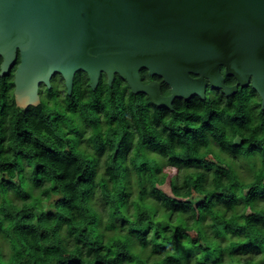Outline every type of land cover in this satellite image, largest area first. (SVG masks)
<instances>
[{
	"label": "clouds",
	"instance_id": "1",
	"mask_svg": "<svg viewBox=\"0 0 264 264\" xmlns=\"http://www.w3.org/2000/svg\"><path fill=\"white\" fill-rule=\"evenodd\" d=\"M18 55L23 56L22 50H18ZM9 60L6 56L0 55V117L6 115L11 108L14 112V120L20 119V111L16 110L14 103L16 93L17 73L23 66L18 62L13 67L7 77L3 75L6 71V65ZM233 86L237 81L231 82ZM104 86L107 87L109 79L104 77ZM53 91L66 92L65 82H53ZM88 87V85H85ZM127 87V82L121 84V88ZM115 86L109 88V92L114 91ZM219 98V97H218ZM65 99L64 95L59 97H43V103L40 106L41 112L48 115L51 119L55 117L52 113L65 111L57 103L58 100ZM208 97H205L207 101ZM11 102V103H10ZM243 106L239 101H229L225 99L220 103V109ZM216 109L201 110L202 117L211 118L212 111ZM241 116H232V125H235V131L231 128L227 132L219 147L215 145H201L200 151L193 155H186L188 146L184 144L175 145V158L187 163L188 161H208L211 167L209 171V183L204 188H198L196 181L200 179V173L195 168L189 167L182 169L181 175L189 178V187L197 194V199L192 200L191 196L181 197L185 202H190L191 206L187 209L168 208L159 197L149 196L147 199L141 198V189L131 195L129 202L133 204L130 224H136L140 221L141 215L147 214V219L143 220V228L132 229L134 232L143 230L147 233L146 241H151L158 228L163 226L169 230H161V236L155 241L156 244H164V251L158 252L151 243H137L134 247L125 248L127 243L128 231L121 232L119 226L108 228L102 225L96 231L90 227V217L95 213L86 200L73 199L67 189V178L60 180L57 177L62 175L58 172L51 180H46L44 174L37 173L34 178L25 179V173L20 171L16 154L12 151L0 152V165H9V167H0V264H113L118 261L122 255L124 260L121 264H166L171 259H179L183 256V251L176 248H168L169 243H175L176 230L180 229L181 235L187 232L189 235L180 241V248L191 253L189 258L182 261V264H204L209 253H215L219 249L224 253L223 259L217 258L214 264H244L246 260L251 259V264H261L264 262V247L256 253H239L236 251L254 239L264 237V228L257 225L253 217L264 219V196L252 195L253 190L264 192V131L256 134L257 128L264 126V91L256 90L254 93L249 91L246 94V113ZM22 111H26L22 110ZM179 112L192 114L196 108H187L181 106ZM219 114V112H218ZM67 116L74 119L71 111ZM256 117L253 119L252 117ZM244 121V127L249 131H244L239 125L240 120ZM71 126V120L67 121ZM205 122H208L205 120ZM163 123L171 126L175 123L176 127H183L185 131H191L192 128L199 129L202 124L189 126L186 120H176L175 114L169 113L163 117ZM117 125L105 126L102 130L106 136H111L110 128H116ZM175 129H173L174 131ZM29 131L26 127L16 132V136L23 140L22 133ZM68 129H63L57 134L61 137ZM101 129L89 131L85 134V139H91L94 135H99ZM178 136L183 133H177ZM34 136L43 142L47 137V132H36ZM115 146L111 150L113 159L108 162L109 167H115L122 158L117 156L119 143L122 142V136H112ZM149 139H152L149 137ZM158 142V141H154ZM27 143V141H25ZM171 139L165 140V145L171 144ZM19 141L13 139L4 140V148H15L16 152L22 151L23 146L17 147ZM230 146L232 151H229ZM162 145L164 151L167 147ZM239 146V147H237ZM65 145V150H68ZM87 145H81L80 148L73 151L77 164L83 163L80 171L77 173L74 181L75 191L85 192L86 187L92 183L99 182L104 177L106 183L111 176L105 177L106 168L93 173V179L89 181L87 177L83 181L80 177L84 175L85 170L89 169L88 161L95 158L94 152L85 151ZM251 149L246 153L248 160L255 159L257 162L251 173L245 174L243 169L236 167L237 163L243 158L241 151ZM25 155L27 153H24ZM161 153L154 150L152 157L155 158ZM108 155L105 149L103 158ZM138 155L136 147L129 150V159ZM145 162L143 156L137 161L138 164ZM39 158L33 159L26 172H36ZM225 168L227 174H220L221 179L212 183L216 179L219 168ZM35 180H44L45 182L37 186ZM10 182L12 187H8L5 182ZM183 183V180L181 181ZM167 184V175L164 179H156L155 186ZM112 189L105 194L109 197L108 208L115 212L119 204H113V201L119 200V192L122 191V185L119 180H114L109 186ZM45 193H48L45 195ZM225 196L229 197L234 203L225 201ZM216 197H220L216 202ZM67 200V204L61 201ZM203 201V203H201ZM207 205V208L204 207ZM124 207H127L125 205ZM157 207L159 210L157 211ZM85 209L83 215L78 217L74 215L73 209ZM123 211V208H121ZM51 213V215H48ZM174 213V215H173ZM42 214L44 218L42 219ZM201 215L207 218L201 221ZM173 217L169 219V217ZM63 217V220L61 219ZM191 217V219H189ZM62 225V226H61ZM126 227V226H125ZM229 227L235 231H228ZM204 228H213L219 235H212L210 238H203L202 230ZM87 230V231H85ZM243 230V231H240ZM72 232V243L68 244L67 234ZM81 233L87 239L81 238ZM101 233L103 236L101 237ZM165 237L167 240L165 241ZM63 241V242H62ZM87 245V246H85ZM203 245V248H201ZM197 249H201L197 251ZM111 250V251H109Z\"/></svg>",
	"mask_w": 264,
	"mask_h": 264
},
{
	"label": "water",
	"instance_id": "2",
	"mask_svg": "<svg viewBox=\"0 0 264 264\" xmlns=\"http://www.w3.org/2000/svg\"><path fill=\"white\" fill-rule=\"evenodd\" d=\"M22 50L23 56L18 55ZM0 55L17 73V104L39 103L61 74L72 93L79 70L96 89L119 74L134 93L173 108L175 98L264 91V0H0ZM160 76L144 81L141 71ZM225 75L237 83L227 84Z\"/></svg>",
	"mask_w": 264,
	"mask_h": 264
},
{
	"label": "trees",
	"instance_id": "3",
	"mask_svg": "<svg viewBox=\"0 0 264 264\" xmlns=\"http://www.w3.org/2000/svg\"><path fill=\"white\" fill-rule=\"evenodd\" d=\"M19 61V60H18ZM13 69V68H12ZM10 70V72L12 71ZM4 74L5 77L9 73ZM144 81L148 82L151 79H157L162 84V91L166 94L170 93V86L163 81L158 75H150L147 69L141 71ZM106 73H102L99 84L96 89H93L90 85V79L87 72L79 70L74 78V87L72 93L53 91V82H64V78L61 74H57L52 78V86L47 87L42 85L40 88L41 99L39 103L32 104L27 107H22L17 104L15 99L16 110L20 111V119L14 120V112L9 109L6 115L0 117V152L12 151L15 152L17 162L20 166V171L25 173V179L34 178L37 173L44 174L46 180H51L58 172L63 174L57 178L65 180L67 178V189L71 190L70 194L73 199H83L91 204L95 209V213L90 217V227L93 231L99 229L102 225L105 230L108 228H115L119 226L120 231H128V239L125 248L134 247L137 243H151L158 252L164 251V244H156L155 241L160 238L161 230H169L163 226H157L158 230L151 241H146L147 233L143 230L134 232L132 229L137 227L143 228L141 222L136 224H130V219L133 204L129 202L131 195H133L138 187L141 191V198L147 199L149 196L159 197L167 205L168 208L176 207L187 209L191 206L190 202H185L181 197L191 196L192 200L197 199V194L189 187V178L181 175V170H187V168H195L200 173V179L196 181L198 188H204L209 183V171L211 170L208 161H184L177 160L175 158L174 146L184 144L188 146V152L186 155H193L200 151L201 145H215L220 146L221 141L226 136L227 132L231 128L235 131V125H232V116H241L244 114H250V110L246 113V94L256 90L250 84L246 87H240L235 94L226 95L222 89L213 87L210 83L207 86V101L198 95H194L189 99L175 98L173 102V108L161 107L151 102L149 96L144 92L134 93L129 84L127 87L121 88V84L127 82L119 74L116 75L112 84L104 86V77ZM226 83L232 84V81H236L234 76L225 75ZM88 85V87H85ZM115 86V90L109 92V88ZM52 96L59 97L65 96V99L58 100L57 103L61 108H64L63 113H52L54 119H51L48 115L41 112L40 106L43 103V97ZM219 97V98H218ZM225 99L229 101H239L243 106H232L229 108L220 109V103ZM11 103V102H10ZM181 106L187 108H196V112L189 114L187 112L181 113L178 109ZM216 109L212 111L211 118L202 117L199 113L201 110L207 111L208 109ZM26 111H22L25 110ZM73 113L74 119L67 116V112ZM219 112V114H218ZM169 113L175 114L176 120H186L189 126L195 124H202L199 129L192 128L191 131H185L183 127L177 128L175 123L171 126L163 123V117ZM264 115V114H262ZM255 119L256 117H252ZM68 120H71L73 126L70 127ZM207 120L208 122H205ZM117 125L116 128H110L111 136H106L103 132L105 126ZM239 125L243 127L244 131H249L247 127H244V121L241 119ZM29 129L22 133L23 140H20L19 136H16V132L23 128ZM97 128L101 129L99 135H94L91 139H85V134L89 131H95ZM63 129H68L64 132V136L61 137L57 133ZM173 129H175L173 131ZM264 131V126L257 128L256 134ZM36 132H47L46 139L41 140L34 136ZM177 133H183L178 136ZM112 136H122V142L119 143V151L117 156L122 160L115 166L109 167L108 162L113 159L111 150L115 146V142ZM151 137L152 139H149ZM19 141L17 147L23 146L22 151L16 152L15 148H4V140L13 139ZM171 139L172 143L165 145V140ZM27 141V143H25ZM158 141V142H154ZM91 144L92 148L89 147ZM65 145H68V150H65ZM81 145H87L85 151L94 152L95 158L88 161L89 169L85 170L84 175L80 177L83 181L85 177L89 181L93 179V173L99 172L101 169L106 168L105 177L111 176L107 182H104V177H101L99 182L92 183L91 186L83 185L87 188V191L81 193L75 191L76 185L72 183L77 173L83 167V163L77 164L76 158L73 156V151L80 148ZM133 145L136 147L137 152L142 153L145 158V162L138 164V159H129V150ZM162 145L167 147V151H164ZM229 147V151L232 149ZM239 147V146H237ZM105 149L108 150L106 158L104 156ZM156 150L161 154L157 157H152V152ZM252 151L246 149L241 151L243 157L240 161L241 167L245 174L251 173L256 160H248L246 153ZM24 153H27L26 155ZM39 158L38 167L36 172H26L25 170L30 166L33 159ZM0 167H9V165H0ZM170 167V169H166ZM240 168L239 162L236 165ZM174 170H173V169ZM164 174L167 175V184L170 187V192L164 190L162 186H155L156 179L163 180ZM220 174H227L225 168L220 167L216 175V179L212 183H216L221 179ZM114 180H119L122 185V191L119 192V200L113 201V204H119L115 212H111L108 208L109 197L105 194L111 191L110 185ZM183 180V183L181 182ZM44 180H35V184L39 186L44 183ZM8 187H12L10 182H5ZM165 185V184H164ZM48 193H45L47 195ZM252 195L264 196V192H259L256 189L253 190ZM225 201L234 203L229 197L225 196ZM220 197H216L218 203ZM63 204H67V200L61 201ZM203 203V201L201 202ZM127 205V207H124ZM207 208V205H204ZM123 208V211H121ZM159 208L157 207V211ZM74 215L77 217L83 215L85 209L75 208L73 209ZM48 215H51L49 213ZM174 215V213H173ZM42 219L44 218L42 214ZM173 217H169L172 219ZM207 217L201 215L199 219L203 221ZM63 220V217H61ZM191 219V217L189 218ZM253 220L257 222V225L264 228V219L253 217ZM62 226V225H61ZM126 226V227H125ZM87 231V230H85ZM180 229L176 230L175 243H169L168 248H176L179 251H183V256L179 259H171L166 264H182V261L191 256V253L184 251L180 248V241L182 238L187 237L189 234L183 232L181 235ZM228 231H235L229 227ZM243 231V230H240ZM203 238H210L212 235H219L214 232L213 228H204L202 230ZM103 234L101 233V237ZM82 239H87L83 233H81ZM68 244L72 243V232L70 231L66 237ZM165 241L167 237L164 238ZM63 242V241H62ZM87 246V245H85ZM264 247V237L256 238L251 243H248L242 247L236 249L239 253H256L261 251ZM203 248V245H201ZM201 249H197L200 251ZM111 251V250H109ZM223 259L224 253L219 249L215 253H209L210 258H206L204 264H214L215 259ZM124 257L121 255L118 261L113 264H121ZM244 264H251V259L246 260ZM264 264V262H261Z\"/></svg>",
	"mask_w": 264,
	"mask_h": 264
},
{
	"label": "rangeland",
	"instance_id": "4",
	"mask_svg": "<svg viewBox=\"0 0 264 264\" xmlns=\"http://www.w3.org/2000/svg\"><path fill=\"white\" fill-rule=\"evenodd\" d=\"M56 75H57V74H55L54 76H56ZM40 97H41V96H40ZM89 147L92 148L91 144H89ZM141 156H142V153L139 152L138 155L136 156V158L139 160ZM241 163L243 164L242 161H239L240 168L243 169V167H241ZM166 169H170V167H167ZM172 169H173V168H172ZM173 170H174V169H173ZM163 188H164V190H166L167 192H170V187H169L168 184L163 185ZM145 219H147V214H143V215H141L140 221H138V222H141V221H143V220H145Z\"/></svg>",
	"mask_w": 264,
	"mask_h": 264
}]
</instances>
